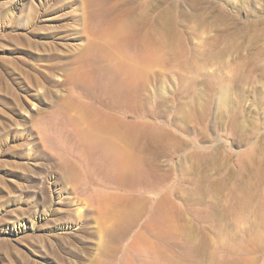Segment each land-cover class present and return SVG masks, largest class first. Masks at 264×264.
I'll list each match as a JSON object with an SVG mask.
<instances>
[{
	"label": "rangeland",
	"instance_id": "374dc122",
	"mask_svg": "<svg viewBox=\"0 0 264 264\" xmlns=\"http://www.w3.org/2000/svg\"><path fill=\"white\" fill-rule=\"evenodd\" d=\"M112 41L158 60L132 80ZM108 77L111 155L62 110L77 82L96 116ZM72 159L94 180L58 176ZM96 196L134 202L127 231ZM91 260L264 264V0H0V264Z\"/></svg>",
	"mask_w": 264,
	"mask_h": 264
},
{
	"label": "bare ground",
	"instance_id": "6f19581e",
	"mask_svg": "<svg viewBox=\"0 0 264 264\" xmlns=\"http://www.w3.org/2000/svg\"><path fill=\"white\" fill-rule=\"evenodd\" d=\"M157 32V31H155ZM116 33H113L114 36ZM155 34V33H154ZM158 34V33H156ZM157 42L153 43V46H145L141 48L140 54L142 56L143 65L146 66H138V61L133 60L129 55L128 52L122 51L117 45L112 41L111 43L105 44L102 48H100V52L103 56H107L105 59L106 61L110 62V54L111 57H116L120 61V63L125 67L126 71L130 75L132 80H137L141 73L145 72L143 76H146V68L148 64H153L158 60V50H157ZM136 57V55H135ZM81 62L72 72L78 73L80 69L85 68V64L82 59H78ZM136 72H139L137 75ZM79 74V73H78ZM80 75V74H79ZM158 80V76L156 74L155 81ZM106 89L103 91V94L100 95L96 100L95 103L101 108L96 116H91L85 113L83 110L79 109L80 104L83 103V96L77 92L79 88V84L76 82L70 88V96L74 99V103L70 101H66L65 105H69V108H62L64 111L74 110L75 114L72 116V122L74 127L76 128L78 135H82V137L89 136L91 139L95 141H101L105 146L109 147L110 155L112 154L113 144L116 140L118 134H122L119 129H117L115 123L112 121V104L111 100L108 97L113 95V80L111 77H108L106 80L105 85ZM91 98H88L90 100ZM85 104V102L83 103ZM71 106L73 108H71ZM71 108V109H70ZM78 109V111H77ZM67 114V112H65ZM128 147L122 146V150L120 149L122 157L120 158V173L123 176H126L127 173V162L129 161L128 155ZM124 157V158H123ZM67 164L70 165V172L66 175V172L63 170L59 171V175L62 178L68 177H79V178H88L90 180H94L95 178V168L88 164H80L78 166L77 161L75 162L74 159L72 160H65ZM68 172V171H67ZM89 181V180H88ZM93 182V181H90ZM106 196L99 198V196L95 197L96 204H97V213L100 221L101 227L104 229H113L118 228L122 229V231H127L130 220L132 218H136L137 215V208L133 203L124 199V204H122L118 210H115L114 205H111L108 201ZM105 198V199H104ZM34 206V205H33ZM28 209V208H27ZM30 210V209H29ZM78 217H81V211L78 212ZM16 219V218H14ZM19 218H17L18 220ZM11 220V219H10ZM131 226V225H130ZM105 234V233H104ZM141 235V234H140ZM102 236V235H101ZM139 237V235H138ZM107 238V237H106ZM117 238V237H115ZM108 239V238H107ZM123 239V238H122ZM110 241V240H109ZM114 242V241H113ZM107 248L104 249V253L110 254L112 253L113 247L112 242L107 243ZM121 247V246H120ZM118 249V248H117ZM120 249V248H119ZM116 250V249H115ZM68 254V253H67ZM109 256V255H108ZM91 262V263H90ZM90 264H101V262L91 260Z\"/></svg>",
	"mask_w": 264,
	"mask_h": 264
}]
</instances>
